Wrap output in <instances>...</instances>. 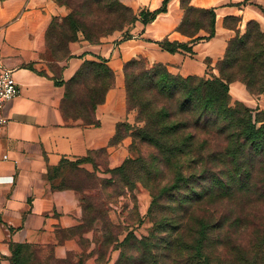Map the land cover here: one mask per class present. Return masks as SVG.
<instances>
[{"label": "trees", "instance_id": "obj_1", "mask_svg": "<svg viewBox=\"0 0 264 264\" xmlns=\"http://www.w3.org/2000/svg\"><path fill=\"white\" fill-rule=\"evenodd\" d=\"M58 1L70 13L61 21L54 18L47 31V51L57 61L70 56V44L78 41L80 33L85 41L96 44V39L121 32L138 19L120 0ZM171 1L164 0L156 11H142L143 24L167 13ZM191 1L181 0L184 17L178 31L193 38L204 30L207 38L214 37V10L195 8ZM195 11L202 19L196 31L190 32L186 24ZM230 20L236 21L234 26ZM238 24L236 17L225 20L236 35L217 64L219 76L211 80L175 76L162 66L147 69L143 60L125 65L128 110L138 111L137 120L144 127L136 131L127 123L119 124L111 144L130 136L159 156L150 161L129 159L113 171L124 178L125 187L134 179L136 183L146 180L152 194L149 217L153 227L148 236L139 238L131 231L120 241L121 233L115 235L104 226L108 214L105 202L99 203L100 207L96 204V211L106 214V219H94L102 225L101 256L105 257L110 247L119 251L114 264H264V124L257 125L264 119L253 121L250 110L241 103L233 106L229 95V85L234 82L244 83L250 94H264V32L259 23L250 21L241 34ZM162 45L169 52L179 47L167 40ZM131 77L136 87L130 83ZM114 83L115 74L106 62H85L69 82H56L65 88L63 117L67 113L74 122L81 119L83 125H98L95 112ZM73 86L78 89L79 101L68 111L66 102ZM86 162L96 168L91 156L76 162L65 160L50 169L47 178L57 189L80 192L114 184L112 178L93 189L65 186L61 175L68 169L83 170L80 166ZM138 163L144 173L136 178L133 175L141 174L134 171ZM162 165L171 174L166 185L157 181L166 174L160 172ZM83 201L87 223L86 212L95 206L85 195ZM18 249L21 246L14 247V253Z\"/></svg>", "mask_w": 264, "mask_h": 264}, {"label": "crops", "instance_id": "obj_2", "mask_svg": "<svg viewBox=\"0 0 264 264\" xmlns=\"http://www.w3.org/2000/svg\"><path fill=\"white\" fill-rule=\"evenodd\" d=\"M120 2L138 17L129 29L130 39L92 44L80 37L70 44V56L57 61L48 54L46 35L53 19L67 16V9L53 0H0V64L14 71L20 89L5 104L8 122L0 134V264H114L119 251L110 247L101 256L99 223L87 227L83 198L90 192L57 189L48 171L65 160L90 156L94 161L106 156L109 169H114L130 156V136L111 144L119 124L135 125V111L127 106L125 63L140 59L151 67L163 65L175 76L218 77L217 64L236 35L225 25L227 18H239L241 33L250 21L264 32V0H192L195 8L214 10L212 38L204 30L193 38L178 31L184 17L181 0H172L167 13L147 25L140 13L160 9L164 0ZM165 40L179 45L177 51L166 50ZM87 61H104L115 74L114 86L95 112L98 125L89 126L65 121V88L56 84L69 82ZM55 65L61 67L60 78ZM235 89L238 100H246L245 87L236 84ZM80 168L96 171L91 162ZM16 246L21 249L14 253Z\"/></svg>", "mask_w": 264, "mask_h": 264}, {"label": "rangeland", "instance_id": "obj_3", "mask_svg": "<svg viewBox=\"0 0 264 264\" xmlns=\"http://www.w3.org/2000/svg\"><path fill=\"white\" fill-rule=\"evenodd\" d=\"M53 1L59 6L66 8L68 11L67 16L69 15L70 9L67 6L62 5L58 0H53ZM133 14L136 15L134 12ZM67 16L63 18H59L60 21L66 18ZM188 17L189 18L186 24V29L190 32H194L196 31V28L198 27L202 19L201 14L195 11V12H191ZM235 23H236L235 20L229 21L230 25L234 26ZM131 26L132 25L127 26L121 32L117 31L110 35L100 37L96 39V42L100 43L104 39L114 38V37H118L117 39L118 42L119 41L124 42V40L131 38V36L129 35V29L131 28ZM244 33L245 31L241 34H244ZM80 37H82L84 40L83 34L81 33L79 34L78 40L80 39ZM134 60H137V59H134ZM127 63L124 64V70H125V65ZM145 66L147 69H153L157 66H162L165 69H167L163 65H154L151 67L147 64V62H145ZM53 69H54L55 74L58 76L60 74L61 67L59 65H55ZM204 78L211 80V78H208V77H204ZM102 80L103 78H100V82H102ZM130 83L134 87H136L137 85V82L133 81V77L130 78ZM236 84H242L245 87L246 93H247L246 100H238L237 90L235 89ZM77 90L78 89L76 86H73L70 88L68 100L66 102V107L68 111L72 108L73 104L79 101V95H78ZM229 95H230L233 106H235L236 103H241L250 110L253 121H256L259 118L264 119V94H257V95L250 94L244 83L234 82L229 85ZM133 111H135V114H136L134 129L138 131L140 128L144 127V123L138 122L137 120L138 111L136 109ZM64 115H65L64 118L68 122H74L71 118H69L67 113L66 114L64 113ZM77 121L82 122L81 119ZM263 124L264 122H261V123H258L257 125L258 127H260ZM156 156H159L156 150L149 148V146L141 145L138 140L134 142V139H132V142L130 145V156L126 160L136 159L138 161L140 159H145L147 161H150L153 157H156ZM95 161H96L95 173H89L86 170L71 171L70 169H68V171L64 172L61 175V177L63 178L62 181L64 182L65 186H71V187L80 188L83 190L93 189L102 180L110 182L112 181V178H114V184L112 186L106 185V187H104L103 189L99 188V189H93L91 191H87V192H90L89 194L85 195L87 201L90 203L91 206L93 207L95 206V210L93 209L91 211L86 212L87 227L92 228V226L93 227L94 225L96 226V223H94V219L96 220L98 217L102 218V220L106 219L104 218L106 214L104 215V214H101V212L96 211L97 209L96 204L97 206L100 207L101 202L104 201L108 209L107 222L104 224V226H106L107 224L110 232L114 233L115 235H117L118 233H121L122 240H124L126 235L131 231L134 233V235H136L139 238L143 236H148L153 227L151 218L149 217V209L152 204V194H151V191L148 190V188L146 187V183H147L146 180L143 179L144 182H142L143 183L142 184V183H136L135 180L137 179H134V181L132 182L130 186L125 187L123 185L124 181H122V179L124 178L120 174H116V175L113 174L114 173L113 171L116 168L109 169L106 156L105 157L98 156L95 159ZM141 163H138L137 166H134L135 172H137L138 170H140L141 172V169H140ZM150 167L152 166L150 165ZM166 170H167L166 167L162 165L160 172L165 171L166 174L163 175L161 178H157L158 183L161 185H166L170 182L171 174L168 173ZM142 172L144 173V171ZM142 172L140 175L135 174L133 176L137 178L142 175ZM98 174H100L101 177L98 176ZM157 175H160V174H157ZM60 180L61 179H58V182ZM150 186H152V184ZM167 204H168L167 202L164 203V205H167ZM99 225L100 227L102 226L100 222H99Z\"/></svg>", "mask_w": 264, "mask_h": 264}, {"label": "built area", "instance_id": "obj_4", "mask_svg": "<svg viewBox=\"0 0 264 264\" xmlns=\"http://www.w3.org/2000/svg\"><path fill=\"white\" fill-rule=\"evenodd\" d=\"M20 95V89L14 78V71L0 64V134L8 120L4 115L5 104Z\"/></svg>", "mask_w": 264, "mask_h": 264}]
</instances>
